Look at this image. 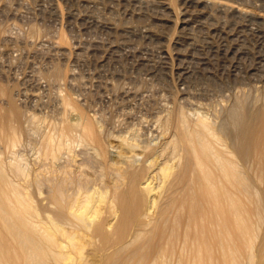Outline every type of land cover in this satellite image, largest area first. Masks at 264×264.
<instances>
[{"label":"bare ground","instance_id":"obj_1","mask_svg":"<svg viewBox=\"0 0 264 264\" xmlns=\"http://www.w3.org/2000/svg\"><path fill=\"white\" fill-rule=\"evenodd\" d=\"M44 1H47V0H44ZM48 1H50V0H48ZM59 1H61V0H59ZM59 1L58 0H51L50 1V2H52L51 11L54 13V16L56 18H59V16H61V10H60L61 5H60ZM62 1H64V0H62ZM80 1H82V0H80ZM134 1L138 4H143L145 0H134ZM258 1L260 3L257 2L258 4L255 3V5H254L257 8V11L256 10L253 11V9L252 10L250 9L251 7H249V6L247 7V5L244 4L245 1H243V0H233V1H230V0H181L182 4L185 7H187L186 9L195 8L194 11H196V10L201 11L202 14L203 13L206 14V12H208V11L212 12V10L214 9L215 11H218L221 14L222 13H229V15H231V18L233 17L235 20H243L246 22V25H244V26H239L235 30H232V29L228 30V29H226L228 27L224 28L221 26L220 27L214 26V28H213L212 27L213 24H211L212 22L210 23L209 21H208L209 23H205V21H203L202 19L201 20H195V24H196L198 30L206 29V30L210 31L211 33L217 32L219 35V39H220L219 45H216L217 44V43L215 44L216 41L214 40L215 41L214 42L210 37L202 36L204 38V42L208 46L207 48H209L210 54L212 56L204 55L203 51H202L203 54L199 53L201 55L196 56L195 47H193L195 45L194 44L192 45V43H194L195 40L193 42L194 36H193L192 32H190V27L189 28L187 27L188 32L184 33L185 36L183 39H181V40H183L182 42L180 41V39L178 37V38L174 39L172 41V43H170V44H169V40H168V38L170 36L167 38V36L164 35L166 32H164V34L162 35V34H160L161 32H159V31H158L159 34L151 31L150 26H148V27L146 26L144 28L139 27V28H142L139 31L140 32L139 35H141L145 40L146 39H148V40L156 39L157 41L161 42L160 46L155 45L157 47V49H159V51L156 50L157 52H159L157 65L152 63L154 56L153 57L151 56L152 60H151V58H140L139 59V65H144L147 67V68L146 67H143V68H146L144 70H145L146 75L149 76V77L147 76V78H149V82H151V83L157 82V84H158L161 79L169 80V78H170L169 76H170V74H172L173 69H174V71L176 72L175 74L178 75V77H177L178 83L181 85L182 84L188 85V89L186 91H184V92L182 91V92H178V93H176V92L173 93L172 90H170L168 86H163L166 83V81H164L165 83H161L162 86H160L158 84V87L160 86V89H158V87L156 85V87H157V91H155V92H157L156 94L158 96H163V95L166 96L167 95L172 100L171 102L174 104L173 109L171 111L169 109L168 112H166L165 111V110H167L166 107H165L166 109L163 110L166 112V117H168L167 113L170 114L168 120L166 121V119H165L166 122H164L165 123L164 128L167 127V129L168 128L172 129V127H173V130H172L173 132L170 130L172 133L170 134V136H168L166 141L163 142L162 149H159L157 151L152 150V148H150V147H146L149 149H146V148L142 149L140 144L136 143L137 141L136 142L129 141V139L131 140L134 137L132 138L130 136L131 138H129L127 140V139H125V137L123 135L119 136L121 138L120 142H122V144H123V146L121 145V147L123 148V151L122 152L118 151L119 156H117V157H119V159L116 162L113 161L114 163L109 165L110 170H108V172L110 173V171H111V173H110L111 177H108V179L111 178V181L109 183V188L108 187L107 188H108V190H110L111 198L109 200L107 199L108 202H107L106 207L103 206L105 200H103L102 198L104 197V195H106L107 189H106V191L104 190L105 192L101 191L99 193V196L96 199H93V196L91 197L92 193L89 194V192H88L90 187L92 188V185H91L89 187V189H87L89 183L92 182V181H89L88 178L91 179L90 177H92V176H90L88 178L84 177V180H80L79 178H77V179H79V182H78V184L76 183L78 186V189L76 188V190H77L76 192L79 193L81 191V193H79V194H82V195H83V193L86 192L85 195L83 196L84 197L83 200L80 199L81 196H79V194L75 195L76 192H73L74 191L73 189H72L73 191L72 190L70 191L67 189V187L69 185L66 186L65 184H68V182L72 183V181H71L72 179L70 180V176L68 178L70 181H68V180L66 181L65 178L63 176H61V177H63L64 182L59 183L57 185V187H55L56 190L54 193L51 194V196L48 197L49 202L47 203V205H49V208H47V210L50 209V207H52L54 204H56V205H58V207H60V210L57 212H55V210L53 209L54 207H53L52 209L54 210V212L56 214L50 213V216L52 215L51 217H52V222L54 223L53 225L55 226V229H57V231L61 232L60 233L61 236H62V233L65 235L68 234L66 236L70 237L71 240L73 239V238H71V236H69L70 234L68 233V230L65 229L68 224L72 225V223H73V221H72V223H70L71 221H69V219H67V217L65 215L66 213H69V214H72L73 217L76 216L77 219L83 223V225H84L83 228L86 227L87 230L92 229L94 235L102 236L101 237L102 240L105 238H107V240H108V239H110L108 234H107L108 228L105 226H107V225L109 226V223L107 225H104L102 222L97 221V223H95L96 225L93 228H92V226L88 227L87 225H89V223L86 222L87 214L90 212L92 216L97 215V217L99 218V215L103 212L102 211L103 209L107 210V211L108 210L111 211L114 208H116V205H119V207H120L119 211H121V213L125 214V213L131 211L130 208L132 206H135L136 208H138V211H140L139 214H140L141 218L143 216L144 221H142L138 225L137 229L131 234L130 237H128V239L126 241H124V242L123 241L122 242L117 241V243L115 245L103 248V251H104L103 253L105 254V262L110 261V259L116 260L117 255H119L120 253H127V256L125 258H123V260H122V264H140L143 262L145 263L148 259L154 261V263H156V264H241V261L243 259L245 261H248V262L251 260V258H252L251 252L254 249L256 242L259 241L260 236L258 233V229L255 228V224H254V220H255V217L257 216V213L259 211V207H258L257 202L255 200V192H254V189H253V186L251 183V178L249 176V173L251 171L252 172L259 171L260 173L264 174V10H263L264 9L263 8L264 7V0H258ZM39 2H40V0H38V3ZM42 2H43V0H42ZM70 2H71V0L69 1V3ZM247 2L248 1H246V3ZM162 3H165V2H162ZM47 4H48V2H47ZM36 5H38V4L36 3ZM73 5H74V3H73ZM249 5L251 6V4H249ZM77 6H79V5H77ZM88 6H90L89 3H88ZM124 6H126V5H124ZM109 7L111 8V6H109ZM154 7H157V6L154 5ZM37 8H38V6H37ZM77 8L78 7H76V6H75V8H73L72 5H70V6L68 5V8L66 6L65 11L68 9V12H67L68 16L67 17H69V19L74 17V16L76 17V15H77L76 9ZM134 8H135V6H134ZM39 9H40V6H39ZM128 9H129V6H128ZM139 9H140V7H139ZM152 9H153V7H152ZM161 9H162V6H161ZM165 9H168V8H165ZM87 10H85V11H87ZM93 10H95V8ZM157 10H158V8H157ZM215 11H214V13H215ZM159 12H161V10L160 11L158 10V13ZM187 12H188V10H187ZM187 12H185V13L187 14ZM190 12H191V10H190ZM53 13H51V14H53ZM103 14H106V13H103ZM129 14H131V13L129 12ZM157 15H160V14H157ZM163 15H165V13ZM168 16H169V14H168ZM55 17H53V18H55ZM164 17L165 16H163V18ZM196 17H197V14H196ZM209 17H207L206 19H210ZM82 18H79V19H82ZM98 18H99L98 15L94 14V16H92V18L90 19L92 25L88 23L90 26H94V29L92 31H94L95 28L98 27L99 30L101 29V31L105 30V31L109 32L111 34V36L112 35L115 36L116 34H118L117 32L119 30L114 25H112V23H109V21H107V20L105 22H102L99 20L101 18H99V19ZM40 19H42V18H40ZM186 19H187V17H186ZM117 21H118V19H117ZM169 21H170V19H169ZM186 21H189V20H184L183 22H181V21L180 22L181 23H187ZM67 22L69 23V21H67ZM81 23H80V25H81ZM116 23H118V22H116ZM34 24H32V25H34ZM82 24H84V23H82ZM166 24H165V26H167ZM214 25H216V24H214ZM253 25L254 26L257 25V27H258V28L256 27L257 30L252 29ZM29 26H31V25H29ZM121 26H123V23ZM230 26H232V25H230ZM233 27H234V24H233ZM250 27H252V28H250ZM33 29L35 31V27ZM156 29H157V27H156ZM181 29H183V28H181ZM6 30L7 29H5V31ZM184 30H186V29H183L182 32H184ZM90 31H91V29H90ZM97 31H98V29H97ZM121 31L130 35V33L132 32V29L127 24L126 26L124 25V27L122 28ZM135 31H138V30H135ZM191 31H193V30H191ZM107 32H104V33H107ZM199 32L197 35L200 34ZM203 32L207 33V31L206 32L202 31V34H203ZM37 33H38V30H37ZM78 34H80V33H78ZM132 35H133V33H132ZM2 36H3V34H2V31L0 30V40L5 39V37L4 36L2 37ZM59 36L61 37V35H59ZM136 36H134V37H136ZM141 36H139V37H141ZM248 36H251V38L254 42L252 45L247 42V40L249 38ZM7 37H6V39H7ZM130 38H132V37H130ZM136 38H138V37H136ZM173 38H174V35H173ZM11 39H12V37H11ZM11 39H10V41H11ZM115 40H116V38H115ZM131 40L133 41V39H131ZM142 40H140V41H142ZM145 40H144V42H145ZM55 41H56V43L54 44L55 49H56L55 51L62 53L64 56V54L67 53V47L65 46L66 41H64V39H60L58 42H57V39H55ZM122 41H124V40L122 39ZM125 41L127 42V40H125ZM135 41H136V39H135ZM250 41H251V39H250ZM14 42H15V40H14ZM98 42L94 43L92 45L90 44L91 48H89V49L91 50V52L93 54L98 53V51L100 49H102V47H104V46H102L103 44L101 45L100 42L99 43ZM196 43L198 44V42H196ZM153 44L154 43L150 44V46ZM124 45H126V44H124ZM124 45H122V46H124ZM169 45H172V48H170ZM148 46L146 45L145 48ZM155 46H151L152 50H154L156 48ZM158 46H159V48H158ZM128 47H130V45ZM74 48H75V46H74ZM83 48H85V47H83ZM104 48H106V50L111 52L109 54L114 55V54H116V51H118L119 46L116 47L113 44V45H109V47L105 46ZM131 48H132V46H131ZM198 48L200 49L201 47H198ZM253 48H254V50L256 49V51L258 50L257 51V55H258L257 63L255 66L249 67L248 71L251 73V75H255L257 77L255 78V76H253L254 78L252 80H248L249 81L248 83L249 84L253 83L255 86L261 88L263 90V96H260L257 99H255V101H254L255 103L253 102L254 107H247L246 105L243 106L241 101H236V102L234 101L233 102L234 104H231L232 106L229 107L230 109H228V112L226 111L227 112V115H225L226 117H224V119L222 120L220 125L217 127L221 132L224 133V137H225L226 141L223 142V141H221L220 137L217 136L216 125H214L212 120L207 118L208 115L206 117L203 113V116H202L200 113L197 112V111H201V110L194 111L193 114L191 115L192 111L196 110L195 108L197 105L204 103V101L207 100L208 95L205 92L201 91V87L202 86L205 87L203 84H202V86L192 84L190 82V79L192 77L199 76L200 72H202V71H203V73L205 71L209 75L208 78H210V76L216 75L214 68L210 67V64H211L213 59H217L222 64V67L229 66L230 69H229V75L228 76L229 77L233 76V77L237 78V75L239 74L240 69L243 70L242 68H244V67H241L242 66L241 62L243 61L244 58L251 55L250 53H252V55H253V52H252ZM132 49H134V48H132ZM185 49H187V50H185ZM122 50L123 49H121V51ZM131 51H133V50H131ZM149 51H151V49ZM99 52H101V50ZM126 52H127V50H126ZM68 53L70 54V52H68ZM104 53H105V51H104ZM132 53H134V52H131V54ZM135 53H136V51H135ZM147 53H149V52H147ZM153 53L155 54V51ZM207 53H209L208 50H207ZM57 54H59V53H57ZM81 55H78V57ZM123 55H121V56H123ZM255 55H253V56H255ZM128 56H130V55H128ZM147 56H149V55H147ZM53 57H51V58H53ZM64 57H67V56L65 55ZM74 57H77V56H74ZM131 57H132V55H131ZM137 57H140V56H137ZM120 58H122V57H120ZM249 58H252V57H249ZM67 59L68 58H66L65 61H67ZM109 59L111 60V58H109ZM173 59L179 60V64L177 63L178 65L176 67L172 66V62L174 61ZM79 61L81 62L80 59H79ZM117 61H119V60L117 59ZM244 61H245V59H244ZM253 61L254 60H252V62ZM77 62L78 61H76V63ZM132 62L134 63L135 61L132 60ZM76 63H75V65H76ZM110 63H111V61H110ZM117 63H120V61ZM212 63H214V62H212ZM253 63L250 65H253ZM75 65H73V66H75ZM103 65H105V64H103ZM106 65H107V63H106ZM49 66H50V64H49ZM1 68H2V66H1ZM57 68H59V67H56V69ZM77 68L78 67H76V69ZM99 68L102 69L101 67H99ZM130 68H132V67H130ZM139 68H140V66H139ZM132 69L134 70V68H132ZM55 70H54V73L51 75V77L54 76L55 79H54V77H53V81L50 79L52 82H54V80H55L54 84L52 85L53 88H54V85L56 86L57 82L62 77L61 70L60 69H57L56 71ZM75 70H73V71H75ZM81 70H82V68H81ZM97 70H99V69H97ZM137 70H139V69H137ZM11 71H12V69H11ZM84 71H85V69H84ZM135 71L136 70H134V72ZM92 72H94V71H92ZM116 72L119 73L118 71H116ZM257 72H258V74H256ZM70 73H72V72H70ZM243 73H244V71H243ZM240 74H242V73H240ZM248 74H247V76H248ZM3 75L4 74H2L1 76H3ZM70 75H68V76H70ZM80 75H82V73ZM135 75H140V74L136 73ZM83 76L86 79V82H88L92 86H94V90H95V88L101 90L104 87L108 89V87L111 86L109 84V80L119 82V81L123 80V77H124L123 75H122L123 76L122 77L120 74H115V75H111L108 77H104L101 73H91L90 72L88 74L87 71H86V73L83 72ZM132 76L127 78V80H128L127 82L134 84V85H136V84L138 85L137 78L135 76L134 77H132ZM228 76H226V77H228ZM75 77H76V75H74V74H72L70 76V78H72V80L75 79ZM240 77H242V76H240ZM138 79H140V78H138ZM202 79L204 81L203 76H202ZM246 79H248V78H246ZM249 79H251V77ZM199 80L200 79H198V80L196 79L197 82H199ZM206 80H207V78H206ZM234 80H233L232 84L230 83V85L227 87V88H229L228 90H233V92H234V91L239 90L237 88L239 86H241L242 84L246 85L245 82H243L242 80H238V79H236L235 81ZM243 80H245V79H243ZM12 81H14V80H12ZM71 81H69V82H71ZM72 82H74V81H72ZM161 82H163V81H161ZM113 84H114V82H113ZM69 85H71V84H69ZM69 85H68V87L71 88V86H69ZM254 85H253V87H255ZM34 86H32V87H34ZM42 86H44V84ZM82 87L85 88L84 85H82ZM40 88H43V87H40L39 85H37L33 89H29V90L26 89L29 91V97L31 99H36V98L41 99L42 98V92H40ZM121 88L123 89V87H121ZM56 89L54 88V91ZM132 90H134V89H132ZM28 91H26V92L28 93ZM41 91H42V89H41ZM54 91H52V92H54ZM77 91H79V89H77ZM134 92H132L129 89H123L119 96H121V98L123 99V102L128 101L130 98L132 99V97L142 96V94H139L140 92L139 93H134ZM0 93H2V92L0 91ZM57 93H59V91ZM117 93H119V92H117ZM143 93H145V92H143ZM114 94H116V92ZM209 94H211V93H209ZM237 94H239V93H237ZM0 95L2 96V94H0ZM4 95H5V93H4ZM64 95L63 96L57 95L58 96L57 99L59 100L60 103L58 101L57 102L59 103V105L62 104L63 106H68L70 103L69 102L70 99ZM78 95H80V94H78ZM223 95L226 96L225 93ZM211 96H212V94H211ZM228 96L231 97L229 94H228ZM47 97H48V95H47ZM209 98H211L210 95H209ZM12 99H13V96H12ZM45 99H46V97L44 98V100ZM73 99H75V97ZM235 99H236V97H235ZM42 100L43 99H41V103H42ZM166 100H167V98H166ZM49 101H51V100H49ZM81 101H82V99H81ZM178 101L179 102L184 101L190 108H188V110H186L184 108V106L181 107L179 104H178L179 105L178 106L177 105V103H179ZM246 101H248V99ZM246 101L244 103H246ZM46 102H48V101H46ZM91 103H93V102H91ZM246 104H248V103H246ZM74 105H75V103H74ZM129 105H130V103H129ZM206 105H207V103H206ZM41 106H46V104L43 102L41 104ZM51 106L53 107V104ZM160 106H161V104H160ZM164 106H165V104H164ZM248 106H249V104H248ZM124 107L122 109H124ZM200 107H202V105H200ZM189 109L190 110L192 109L191 113L189 112ZM202 109H205V108L203 107ZM127 110H128V108H127ZM205 110H207V109H205ZM2 111L3 110H1L0 112H2ZM50 111H52L51 108H50ZM215 111H216V109H215ZM161 112H162V110H161ZM77 113H79V112H77ZM82 113H83V116L86 117V115H84V112H81V114ZM130 113H128L129 116L131 115ZM11 114H13V113H11ZM58 114H59V112H58ZM14 115L15 114H13V116ZM72 115H71V117H72ZM76 116H78V114ZM6 117H8V116L6 115ZM69 117H70V115H69ZM133 117H126V121H128V123H125V125L130 124L129 122L131 121V118H133ZM0 118L4 119L1 114H0ZM12 118L10 119V116H9L10 121L7 118L5 124L2 123V126L8 125L9 128L6 127L8 129L4 128L5 126L4 127L0 126V128H3L4 131L7 130L5 132V138H4V139H6L7 144H8V142H9V144L10 143L14 144V141L16 140V142H17V140H18V139H16V136H17L19 128L17 127L18 129L16 131V127H15L16 123L14 124L15 126L11 125L12 124L11 122H13V121H11V120H13ZM14 118H16V117H14ZM57 118H58V116H57ZM105 118H107V117H105ZM73 120H74V118L71 119V121H73ZM90 120L91 119H89V121ZM81 121H83V120H81ZM151 121H150V123H151ZM163 121H164V119H163ZM86 122H85V125L83 124V126H80L83 122H81V124H80V122L77 121V123H75V127L79 126L80 129L82 130V133H84L86 135V137L89 136V138L91 137L93 139L95 138L94 140H97L94 127L91 125V123H89V122L86 123ZM60 123H63V120ZM77 124H78V126H77ZM143 126H145V125H143ZM68 127H69V130L71 128H73L70 126H68ZM162 127H161V129L163 130L164 128H162ZM130 130L131 129H129V131ZM135 130H137V129H135ZM40 131H41V129H40ZM55 131H57V130H55ZM164 131H168V130H163V132ZM0 132L2 133L1 129H0ZM66 132H68V131H66ZM122 133H123V129H122ZM223 133H221V134H223ZM20 134H22V132ZM50 134H52V132ZM3 135H2V138H3ZM47 135L48 134H46V137L48 138L49 136H47ZM118 135H120V134H118ZM164 135H166V134H163V136ZM84 136H81V137H84ZM116 136H115V138H116ZM44 137H45V135H44ZM50 137H52V136H50ZM50 137L48 140L51 139ZM101 137H102V135H101ZM120 138H118V139H120ZM83 140H84V138H83ZM90 140H92V139H89V141ZM54 141L55 140H53L51 142H54ZM84 142H85V140H84ZM90 143H91V141H90ZM98 143H99V141H98ZM18 145H19V143H18ZM5 146H4V148H6ZM66 146H67V144H66ZM12 147H13V145H12ZM40 147H41V145H40ZM56 148H57V145H56ZM40 150H41V148L38 151L40 152ZM50 150H52V149H50ZM75 150H76V148H75ZM11 151H12V148H11ZM81 155H84V154H81ZM139 155L141 156L140 162L138 161V159H140ZM45 157H47V156H45ZM49 157H51V156H49ZM106 157H107V155H106ZM91 158H93V157H91ZM97 158H98V156H97ZM48 159H47V161H49ZM94 159H96V158H94ZM51 160L53 161V159H51ZM2 161L0 160V264H66V262L68 261L67 259L70 258V256H71L70 255L71 253L67 251L68 248H66V250H65L64 249L65 245L55 241L56 240L55 237L57 235L54 237L53 234L48 231L49 229L46 230L45 227H43L42 225H39L37 223V221L34 219L36 206H34L35 204L33 201H35V200H33V196L31 193V189H33V188H31L32 182L29 178L30 174L27 173L29 175H26L24 172L25 170L24 171L20 170L21 172H24V174H25L24 175L23 173L18 171V169H19L18 167H16V166L14 167L12 165L9 167L10 172H8L7 168L5 167V164H3L4 161L3 162ZM82 161H83V159H82ZM82 161H81V163H82ZM91 161H93V160H91ZM105 161H107V158ZM43 162H44L43 164H45V161H43ZM9 163H7L8 166H9ZM41 163H42V161H41ZM52 164H54V163H52ZM70 164L72 166V163H70ZM104 164H106V163H104ZM13 165H15V164H13ZM35 165H36V163L34 164V166ZM41 165H39V166H41ZM46 165H49V164H46ZM55 165H56V163H55ZM101 165H102V163H101ZM63 166H65V165L63 164ZM71 166L69 165V168ZM61 167H62V165H61ZM61 167H60V169H62ZM93 167L94 166H92L91 168H93ZM102 167H103V165H102ZM56 168H58V167H56ZM64 168L66 169L67 167H64ZM69 168H67V169H69ZM79 168H80V166H78V169ZM60 169H59V171H60ZM107 169H108V167H107ZM47 170H48V168H47ZM63 170H61V171H63ZM73 170H75V169H73ZM33 171H36V170H33ZM78 171L80 173V170H78ZM53 174H51V175H53ZM37 175H35V178L38 177ZM47 175H45L46 178H47ZM80 175H79V177L82 178V175L81 176ZM87 175L89 176V174H87ZM72 176H74V175H72ZM54 177H55V175L53 176V178ZM39 178L40 177H38V179ZM42 178L44 179V177H42ZM51 178H52V176H51ZM85 178H86V180H85ZM95 178H96V176H95ZM253 178H254V176H253ZM99 179H100V177H99ZM33 180H34V178H33ZM37 180H35V182ZM262 180H261V182H262ZM60 181H62V178L60 179ZM48 182H50V181H48ZM96 182L97 181H95V183ZM37 183L38 182H36V187H37ZM102 183L100 182V184H102ZM72 184H74V182ZM71 186H73V185H71ZM95 187H97V186H95ZM99 187H103V186H99ZM47 188L50 190L49 187H47ZM36 189H37L36 192L39 193V191H38L39 189L38 188H36ZM84 189H85V191H84ZM97 189H100V188L97 187L96 190ZM100 190H102V189H100ZM50 191H48V192H50ZM94 192H96V191H94ZM94 192H93V194H94ZM46 193H47V191H46ZM38 195L40 196V194H38ZM45 197L46 196H43V198L47 200V198H45ZM43 206H45V205H43ZM46 207L44 209H46ZM263 207H264V205H263ZM261 208H262V206H261ZM37 209H38V207H37ZM52 209H50L49 212H52L53 211ZM261 210H264V209H261ZM64 211H68V212H64ZM118 213H120V212H118ZM38 214H36V216ZM42 214H43L42 216L45 215V213H42ZM112 214L115 215V213H113V212H112ZM127 214H129V213H127ZM117 215H115V216H117ZM45 216H47V214ZM101 216L102 215H100V217ZM112 216H111V218H112ZM74 220H76V219H74ZM49 221H51V220H49ZM80 221H77V222L80 223ZM75 226H76V224L74 225V227ZM111 226H113V225H111ZM77 227H78V225H77ZM86 228H85V230H86ZM112 228H114V227H112ZM71 232H73V231H71ZM263 234H264V232L261 234V236ZM78 235H79V233H78ZM83 235L84 234H82V237H83ZM75 236H76V234H75ZM112 237H113V235H112ZM101 238H100V240H101ZM77 239H76V241H77V243H79L80 240L78 241ZM263 240H264V236H263ZM67 242H69V241L67 240ZM103 243L105 244V242H103ZM69 244H71V248H72V246H73L72 242ZM54 245H56L55 248L57 250L53 249ZM81 245H79V246L76 245V247L78 246L81 249ZM84 247L82 250H84ZM71 248H69L68 250H70ZM71 250H73V249H71ZM76 250L79 251L78 248H76L74 251H76ZM81 252H83V251H80V253ZM80 253H79V255H80ZM100 258L102 259V257H100ZM246 258H248V259H246ZM78 259H79V257H78ZM65 260H66V262H65ZM114 260H112V261H114ZM84 261H83V263H84Z\"/></svg>","mask_w":264,"mask_h":264},{"label":"rangeland","instance_id":"obj_2","mask_svg":"<svg viewBox=\"0 0 264 264\" xmlns=\"http://www.w3.org/2000/svg\"><path fill=\"white\" fill-rule=\"evenodd\" d=\"M25 1V2H24ZM51 1V0H50ZM50 1H44L42 2V0H40V2L38 3V0H0V30L2 31L3 36L5 37V39L0 40V91L2 93V96L0 95V111L3 110L2 112H0V114L2 115V117L4 119L0 118V126H2V123L5 124L7 118L9 120V116L10 119L12 118L13 122H11L12 126L16 127V131L18 129V133L16 136V140L14 141V144L8 142H6L5 138V132L7 131L6 129H8V125L5 126L4 128H6L4 131L3 128H0L2 130V134L0 132V160L3 162V164H5V167L7 168V171L10 172L9 167L12 166H16L18 167V171L21 172L22 170L25 172L26 175H29V178L32 182L31 185V193L33 196V201L34 202V206H36V211H35V216L34 219L37 221V223L39 225H42L43 227H45L46 230H48L49 232H51L53 234V236L55 237V241H57L58 243H62L63 245H65V250L66 248H71V243L73 244V247L71 249L73 250H68V252H70L71 256L70 258H68L66 264H82L83 261L86 264H122V260L123 258H125L127 256V253H120L119 255H117V259H110V261H106L105 262V254L103 253V248L104 247H110L112 245H115L118 242H124L128 239V237L131 236V234L137 229L138 225L144 221L143 216L141 218L140 216V211H138V208H136L135 206H132L130 208V212H127L125 214L121 213V211H119V205H116V208H114L111 211H107V210H102L103 212L100 214L102 215L99 218L97 217V215H91V213L89 212L87 214V220L86 222L89 223V225H87L88 227L92 228L96 225L95 223H97V221L102 222L104 225H107L109 223V226H105L108 228L107 230V234L109 236L110 239L107 240V238L102 240V236L99 235H94L92 229H88L83 228V223L77 219L76 216H72V214L66 213V217L67 219H69V221H71V224H68L66 226L65 229L68 230V233L70 234L69 236H71V238H73L72 240L70 239V237L66 236L68 234H63L61 236V232L57 231V229H55V226L53 225L54 223L52 222V215L55 212L60 210V207H58V205L54 204L52 207H50V209L54 210L52 212H49L50 209L47 210V208H49V205H47L48 201V197L51 196L52 193L55 192L57 185L59 183H63L64 179L67 181H72V183L74 182V184H72L71 182H68V184H65L68 190H72L73 192H76V188L78 189V182L79 179L80 180H84V177L88 178L90 176L91 179L88 178L89 181H92L89 183L88 188L92 185V188L90 187L89 189V194H91V197L93 196V199H96L99 196V193L101 191H106V195H104V197L102 198L103 200H105L103 206L106 207L108 200L111 198V193L110 190H108L109 188V183L111 181V178L108 179V177H111V171L110 173L108 172V170H110L109 165L113 164L114 162H116L119 157V152L123 151V148L121 147V145L123 146L122 142H120L121 138L119 136L123 135L125 137V139H129V138H133V139H129V141H134L138 144H140L142 149H145L146 147H150L152 148V150L157 151L159 149H162L163 147V142L166 141V139L168 138V136H170V134L173 132V127L171 128H164L165 123L170 114H168V117H166V112H168V110L170 109V111L173 109L174 104L171 102L172 100L166 95L163 96H158L155 92L157 91V87L158 84L160 86L161 83H165L164 81H166V83L163 86H168L170 90H172L173 93H178V92H184L188 89V85L186 84H179L178 83V75L175 74L176 72L173 69L172 74H170V78L169 80H163L161 79L159 81V83L157 84V82H149V78H147L148 75H146L145 70L147 67L144 65H139V59L140 58H151L154 56L152 63H154L155 65H157L158 62V56H159V49H157V45L160 46L161 42L157 41L156 39H152V40H148V39H144L141 35H139V31L140 29L144 28V27H148L150 26V30L153 31L154 33L159 34V32H161L160 34H164V32H166L164 35L167 36L168 40H169V44L172 43V41L176 38L179 37L180 41L182 42L185 36L184 33L188 32V28L190 27V32H192L194 39L193 42L195 40L194 43H192V45L194 44L195 46V51H196V56H200L201 54L199 53H204V55H210V50L209 48H207L208 46L205 44L204 42V37H210L216 45L220 44V39H219V35L217 32H213L211 33L210 31L206 30V29H202V30H198L196 24H195V20H203L205 21V23H211L213 24V28L215 27H228L226 29H232L235 30L237 29L239 26H244L246 25V22L243 20H235L233 17L231 18V15H229V13H219L218 11H215L214 9L211 11L206 12V14H202L201 11H194L195 8H189L186 9L187 7H185L181 0H145L143 4H138L136 3L134 0H71V2L69 3L68 0H64V1H59L60 2V10H61V16H59V18H56L54 16V13L51 11V4L52 2ZM73 1V2H72ZM84 1V2H83ZM96 1V2H95ZM152 1V2H151ZM158 1V2H157ZM160 1V2H159ZM233 1V0H230ZM245 1L244 4L247 5V7H251L250 9L253 11H257V8L254 6L255 3L258 4L260 3L258 0H243ZM246 1H248L246 3ZM20 2V3H19ZM48 2V4H47ZM120 4H119V3ZM130 2V3H129ZM155 2V3H154ZM165 2V3H162ZM258 2V3H257ZM36 3L38 5H36ZM63 3V4H62ZM72 3V4H71ZM74 3V5H73ZM78 3V4H77ZM82 3V4H81ZM88 3L90 6H88ZM99 3V4H98ZM135 3V4H134ZM159 3V4H158ZM253 3V4H252ZM79 6H77V5ZM94 4V5H93ZM149 6H147V5ZM251 4V6L249 5ZM47 5V6H46ZM68 5H72L73 8L78 7L76 10V17H72L69 19L68 14V9L65 11L66 6L68 8ZM88 7H86V6ZM126 5V6H124ZM146 5V6H145ZM157 6V7H154ZM182 5V6H181ZM38 6V8H37ZM40 6V9H39ZM63 6V7H62ZM83 6V7H82ZM111 6V8L109 7ZM120 6V7H119ZM129 6V9H128ZM135 6V8H134ZM162 6V9H161ZM169 6V7H168ZM99 7V8H98ZM140 7V9H139ZM143 7V8H142ZM153 7V9H152ZM184 9H183V8ZM89 10H87V9ZM92 10H91V9ZM95 8V10H93ZM104 8V9H103ZM132 8V9H131ZM161 12L158 13V10ZM168 8V9H165ZM181 8V9H180ZM255 8V9H254ZM264 8V7H263ZM24 11H23V10ZM49 9V10H48ZM82 9V10H81ZM87 11H85V10ZM125 9V10H124ZM156 9V10H155ZM38 10V11H37ZM81 10V11H80ZM117 10V11H116ZM131 10V11H130ZM188 10V12H187ZM191 10V12H190ZM264 10V9H263ZM93 13H92V12ZM100 11V12H99ZM110 11V12H109ZM163 11V12H162ZM165 11V12H164ZM184 11V12H183ZM193 11V12H192ZM215 11V13H214ZM14 12V13H13ZM90 12V13H89ZM112 12V13H111ZM115 12V13H114ZM129 12L132 14H129ZM136 12V13H135ZM141 14H140V13ZM171 12V13H170ZM187 12V14L185 13ZM50 13V14H49ZM53 13V14H51ZM67 15H66V14ZM92 13V14H91ZM106 13V14H103ZM111 13V14H110ZM165 13V15H163ZM167 13V14H166ZM185 13V14H184ZM189 13V14H188ZM212 15H211V14ZM218 13V14H217ZM38 14V15H37ZM98 15L100 21L105 22L106 20L109 21V23H112V25H114L119 31L117 32L118 34H116L115 36H111V34L105 30L101 29L99 30V28H95L94 31H92L94 29V26H90L89 24L92 25L91 23V18L92 16ZM101 14V15H100ZM114 14V15H113ZM156 14V15H155ZM160 14V15H157ZM169 14V16H168ZM194 14V15H193ZM197 14V17H196ZM65 15V16H64ZM79 15V16H78ZM131 15V16H130ZM134 15V16H133ZM137 15V16H136ZM154 15V16H153ZM165 16L163 18V16ZM210 17H209V16ZM35 16V17H34ZM78 16V17H77ZM84 16V17H83ZM142 16V17H141ZM145 16V17H144ZM184 16V17H183ZM55 17V18H53ZM83 17V18H82ZM89 17V18H88ZM110 17V18H109ZM114 17V18H113ZM126 17V18H125ZM174 17V18H173ZM187 17V19H186ZM202 17V18H201ZM207 17H209L210 19H206ZM223 17V18H222ZM42 18V19H40ZM77 18V19H76ZM82 18V19H79ZM185 18V19H184ZM190 18V19H189ZM198 18V19H197ZM204 18V19H203ZM86 21H85V20ZM111 19V20H110ZM118 19V21H117ZM126 19V20H125ZM135 19V20H134ZM146 19V20H145ZM161 19V20H160ZM170 19V21H169ZM179 19V20H178ZM192 19V20H191ZM224 19V20H223ZM32 20V21H31ZM60 20V21H59ZM73 20V21H72ZM75 20V21H74ZM81 20V21H80ZM83 20V21H82ZM89 20V21H88ZM184 20H189L186 21L187 23H181ZM207 20V21H206ZM231 20V21H230ZM69 21V23L67 22ZM78 21V22H77ZM136 21V22H135ZM174 23H172V22ZM181 21V22H180ZM191 21V22H190ZM209 21V22H208ZM3 22V23H2ZM54 22V23H53ZM73 22V23H72ZM84 24H82V23ZM118 22V23H116ZM193 22V23H192ZM226 22V23H225ZM36 25H35V24ZM81 23V25H80ZM89 23V24H88ZM123 23V26H121ZM134 23V24H133ZM152 23V24H151ZM167 23V24H166ZM224 23V24H223ZM237 23V24H236ZM2 24V25H1ZM20 26H19V25ZM34 24V25H32ZM78 24V25H77ZM128 24V26L131 27L132 32L129 34L122 32V28L124 27V25L126 26ZM130 24V25H129ZM165 24L167 26H165ZM216 24V25H214ZM234 24V27H233ZM31 25V26H29ZM67 25V26H66ZM84 25V26H83ZM90 27H89V26ZM145 25V26H144ZM173 25V26H172ZM232 25V26H230ZM79 26V27H78ZM35 27V31L34 28ZM72 27V28H71ZM87 27V28H86ZM142 27V28H139ZM153 27V28H152ZM155 27V28H154ZM157 27V29H156ZM188 27V28H187ZM230 27V28H229ZM253 27V28H252ZM250 28L257 30V25L256 26H252ZM257 27V28H256ZM40 28V29H39ZM134 28V29H133ZM166 28V29H165ZM186 29L183 31V29ZM192 28V29H191ZM194 28V29H193ZM5 29H7L5 31ZM53 29V30H52ZM91 29V31H90ZM98 29V31H97ZM121 29V30H120ZM159 29V30H158ZM181 29V30H180ZM38 30V33H37ZM57 30V31H56ZM138 30V31H135ZM163 30V31H162ZM193 30V31H191ZM5 31V32H4ZM40 31V32H39ZM43 31V32H42ZM71 31V32H70ZM159 31V32H158ZM200 33L199 35L198 32ZM202 31H207V33L202 34ZM64 32V33H63ZM107 32V33H104ZM196 34H195V33ZM209 32V33H208ZM49 33V34H48ZM73 33V34H72ZM80 33V34H78ZM103 33V34H102ZM133 33V35H132ZM211 33V34H210ZM48 34V35H47ZM66 34V35H65ZM78 34V35H77ZM90 34V35H89ZM100 34V35H99ZM124 36H123V35ZM179 34V35H178ZM195 34V35H194ZM35 35V36H34ZM61 35V37L59 36ZM65 35V36H64ZM75 35V36H74ZM128 35V36H127ZM137 35V36H136ZM141 37H139V36ZM174 35V38H173ZM197 35V36H196ZM207 35V36H206ZM211 35V36H210ZM2 36V37H3ZM9 38H8V37ZM28 36V37H27ZM73 36V37H72ZM89 38H88V37ZM93 36V37H92ZM110 38H109V37ZM138 38H136V37ZM7 37V39H6ZM12 37V39H11ZM47 37V38H46ZM68 37V38H67ZM109 39H107V38ZM120 37V38H119ZM123 37V38H122ZM132 37V38H130ZM248 40L247 42L249 44H253V40L251 38V36H248ZM14 38V39H13ZM98 38V39H97ZM104 40H103V39ZM116 38V40H115ZM127 38V39H126ZM129 38V39H128ZM136 41H135V39ZM201 38V39H200ZM11 39V41H10ZM29 39V40H28ZM32 39V40H31ZM44 39V40H43ZM55 39H57V42L60 39H64L65 42V46L67 47V53L70 52V54L66 53L64 54V56L66 55L67 57H64L62 53L55 51ZM66 39V40H65ZM72 39V40H71ZM88 39V40H87ZM121 41H120V40ZM122 39L124 41H122ZM133 39V41L131 40ZM143 39V40H142ZM219 39V40H218ZM251 39V41H250ZM7 40V41H6ZM15 40V42H14ZM100 40V41H99ZM107 42H106V41ZM112 40V41H111ZM127 40V42L125 41ZM130 40V41H129ZM142 40V41H140ZM145 40V42H144ZM202 40V41H201ZM76 41V42H75ZM99 41L100 44L102 46H107L109 47V45H113L118 47L119 49L118 51H116V54H109L111 53L110 51L106 50V48L102 47L101 52L98 51V53L93 54L91 52V50L89 48H91V45L94 43H97ZM151 41V42H150ZM2 42V43H1ZM14 42V43H13ZM98 42V43H99ZM126 42V43H125ZM143 42V43H142ZM158 42V43H157ZM198 42V44L196 43ZM20 43V44H19ZM25 43V44H24ZM106 43V44H105ZM112 43V44H111ZM133 43V44H132ZM135 43V44H134ZM147 43V44H146ZM154 43L151 46H155L154 50H152V47L150 46V44ZM77 44V45H76ZM91 44V45H90ZM121 46H120V45ZM126 44V45H124ZM128 44V45H127ZM203 44V45H202ZM205 44V45H204ZM8 45V46H7ZM28 45V46H27ZM82 45V46H81ZM124 45V46H122ZM130 45V47H128ZM148 46L145 48V46ZM5 46V47H4ZM13 46V47H12ZM15 46V47H14ZM75 46V48H74ZM81 46V47H80ZM136 48L135 50L131 48ZM158 46V48H159ZM170 48H172V45H169ZM18 49H17V48ZM72 47V48H71ZM85 47V48H83ZM125 49H124V48ZM129 49H128V48ZM142 49H141V48ZM198 47H201L200 49ZM54 48V49H53ZM104 48V49H103ZM123 49L121 51V49ZM127 48V49H126ZM131 48V49H130ZM140 48V49H139ZM151 51H149L148 49ZM187 48V47H186ZM189 48V47H188ZM197 49V50H196ZM8 50V51H7ZM37 50V51H36ZM54 50V51H53ZM82 50V51H81ZM85 50V51H84ZM103 50V51H102ZM127 50V52H126ZM133 50V51H131ZM139 50V51H138ZM141 50V51H140ZM157 50V51H156ZM187 50V49H185ZM207 50L209 51V53H207ZM254 48L252 49L253 52V56L252 53H250L251 55L247 56L244 61L241 62V67L243 70L240 69L239 74L237 75V78L233 77V76H228L229 75V66L226 67H222V64L217 60V59H213L212 63L210 64V67L214 68V71L216 72V75L210 76L204 71L200 72L199 76H195L192 77L190 79V82L192 84H196V85H200L202 86V84L205 87H201V91L205 92L208 95V98L206 101H204V103H201L199 105L196 106V110L189 109V112L191 113V115L193 114L194 111L197 110H201V111H197L198 113H200L203 116L204 115L209 118L210 120H212V122L214 123V125H216V128L220 125V123L222 122V120L224 119V117H226L225 115H227L228 109H230L229 107L232 106L231 104H234L233 102L235 101H241V103L243 104V106H247V107H254V101L255 99H257L260 96H263V90L257 86H255L253 83L249 84L248 80H252L255 75H251V73L248 71L249 67L255 66L257 63V51L256 49L254 50ZM5 51V52H4ZM105 51V53H104ZM136 51V53H135ZM155 51V54L153 53ZM198 51V52H197ZM8 52V53H7ZM76 52V53H75ZM85 52V53H84ZM90 52V53H89ZM118 52V53H117ZM131 52H134L131 54ZM149 52V53H147ZM13 53V54H12ZM59 53V54H57ZM82 55H81V54ZM104 53V54H103ZM123 55V56H121ZM123 53V54H122ZM130 53V54H129ZM139 53V54H138ZM145 53V54H144ZM202 53V54H203ZM84 54V55H83ZM146 56H144V55ZM157 54V55H156ZM199 54V55H198ZM10 57H9V56ZM37 55V56H36ZM52 55V56H51ZM78 55H81L78 57ZM90 55V56H89ZM94 55V56H93ZM106 55V56H105ZM130 55V56H128ZM132 55V57H131ZM140 57H137V56ZM149 55V56H147ZM54 56V57H53ZM62 56V57H61ZM77 56V57H74ZM114 56V57H113ZM142 56V57H141ZM152 56V57H151ZM53 57V58H51ZM74 57V58H73ZM113 57V58H112ZM116 57V58H115ZM122 57V58H120ZM134 57V58H133ZM137 59H136V58ZM156 57V58H155ZM252 57V58H249ZM254 57V58H253ZM67 59V61H65ZM94 58V59H93ZM102 58V59H101ZM111 58V60L109 59ZM120 58V59H119ZM256 58V59H255ZM4 61H3V60ZM54 59V60H53ZM57 59V60H56ZM74 59V60H73ZM76 59V60H75ZM79 59L81 60V62L79 61ZM86 59V60H85ZM104 59V60H103ZM117 59L120 61V63H117L119 61H117ZM131 59V60H130ZM156 59V60H155ZM249 59V60H248ZM254 60L252 62V60ZM6 60V61H5ZM111 63H110V61ZM135 61L134 63L132 62ZM174 61L172 62V66L176 67L179 64V60L177 59H173ZM215 60V61H214ZM217 60V61H216ZM57 61V62H56ZM76 61H78L76 63ZM85 61V62H84ZM94 61V62H93ZM138 61V62H137ZM251 63H250V62ZM73 62V63H72ZM88 62V63H87ZM107 65H106V63ZM113 62V63H112ZM124 62V63H123ZM247 62V63H246ZM33 63V64H32ZM65 63V64H64ZM76 63V65H75ZM79 63V64H78ZM82 63V64H81ZM138 63V64H137ZM178 63V64H177ZM253 63V65L250 64ZM47 64V65H46ZM50 64V66H49ZM52 64V65H51ZM81 64V65H80ZM105 64V65H103ZM137 64V65H136ZM220 64V65H219ZM75 65V66H73ZM103 65V66H102ZM217 65V66H216ZM2 66V68H1ZM5 66V67H4ZM90 66V67H89ZM136 66V67H135ZM140 66V68H139ZM219 66V67H218ZM4 67V68H3ZM56 67H59L57 69H60L62 72V77L59 79V81L57 82L56 86L54 85V88L57 90L54 91L53 88V84L55 82L53 81V77H51V75L54 73V70L56 69ZM70 67V68H69ZM76 67H78L76 69ZM84 67V68H83ZM99 67H101L102 69H100ZM106 67V68H105ZM115 67V68H114ZM134 68V70H136L134 72V70L132 68ZM146 67V68H143ZM222 67V68H221ZM247 67V68H246ZM36 70H35V69ZM76 70H75V69ZM82 68V70H81ZM94 68V69H93ZM111 68V69H110ZM136 68V69H135ZM143 68V69H142ZM218 68V69H217ZM225 68V69H224ZM12 69V71H11ZM34 69V70H33ZM56 69V70H57ZM85 69V71H84ZM90 71H89V70ZM99 69V70H97ZM105 69V70H104ZM132 69V70H131ZM139 69V70H137ZM227 69V70H226ZM5 70V71H4ZM46 70V71H45ZM55 70V71H56ZM75 70V71H73ZM80 70V71H79ZM118 71L119 73H117L116 71ZM220 70V71H219ZM224 70V71H223ZM86 71L88 72V74L91 73H101L104 77H108L111 75H115V74H120L123 77V80L121 81H111L109 80V84L111 86L107 88H102L97 89L95 88L94 90V86H92L90 83L86 82V79L83 76V72L86 73ZM94 71V72H92ZM101 71V72H100ZM144 73H143V72ZM228 71V72H227ZM244 71V73H243ZM16 72V73H15ZM52 72V73H51ZM72 72V73H70ZM75 72V73H74ZM77 72V73H76ZM111 72V73H110ZM139 72V73H138ZM7 73V74H6ZM82 73V75H80ZM110 73V74H109ZM140 74V75H135V74ZM224 73V74H223ZM242 73V74H240ZM249 73V74H248ZM260 73V72H259ZM2 74H4L3 76H1ZM21 74V75H20ZM72 74L76 75L75 79L72 80V78H70V76ZM79 76H78V75ZM144 74V75H143ZM248 74V76H247ZM258 74V72L256 73ZM15 75V76H14ZM70 75V76H68ZM133 75V76H132ZM172 75V76H171ZM176 75V76H175ZM204 78V81L202 79V76ZM205 75V76H204ZM208 75V76H207ZM27 76V77H26ZM136 77L137 78V83L138 85H134L131 84L129 82H127V78L128 77ZM139 76V77H138ZM143 78H142V77ZM145 76V77H144ZM224 76V77H223ZM228 76V77H226ZM242 76V77H240ZM245 78H244V77ZM3 77V78H2ZM15 77V78H14ZM69 79H68V78ZM149 77V76H148ZM176 77V78H175ZM251 77V79H249ZM257 76H255L256 78ZM9 78V79H8ZM78 78V79H77ZM140 78V79H138ZM207 78V80H206ZM233 78V79H232ZM248 78V79H246ZM14 81H12V80ZM52 81H51V80ZM55 79V77H54ZM63 81H62V80ZM74 81V82H72ZM84 79V80H83ZM196 79H200L199 82L196 81ZM213 79V80H212ZM242 80L243 82H245L246 85L242 84L241 86H239L237 89V91L233 90H228L229 88H227L230 83L232 84L233 80ZM245 79V80H243ZM202 80V81H201ZM218 80V81H217ZM234 80V81H235ZM26 81V82H25ZM61 81V82H60ZM71 81V82H69ZM148 81V82H147ZM163 81V82H161ZM194 83H193V82ZM201 81V82H200ZM224 81V82H223ZM68 82V83H67ZM114 82V84H113ZM140 82V83H139ZM174 82V83H173ZM177 82V83H176ZM223 82V83H222ZM227 82V83H226ZM36 83V84H35ZM38 83V84H37ZM117 83V84H116ZM128 83V84H127ZM142 83V84H141ZM44 84V86H42ZM71 84V85H69ZM84 85L85 88L82 87V85ZM150 84V85H149ZM3 85V86H2ZM39 85L40 87V92H42V98L44 100V98L46 97V102L45 100H42V103L44 102L46 104V106H41V99H31L29 97V89H33L35 88V86ZM47 87H46V86ZM59 85V86H58ZM71 86V88L68 87ZM81 85V86H80ZM140 85V86H139ZM157 85V87H156ZM212 85V86H211ZM224 85V86H223ZM253 85L255 87H253ZM34 86V87H32ZM87 86V87H86ZM90 86V87H89ZM114 86V87H113ZM151 86V87H150ZM160 86L158 87V89H160ZM215 86V87H214ZM2 87V88H1ZM4 87V88H3ZM16 87V88H15ZM78 87V88H77ZM121 87H123V89H129L134 93H139L142 94V96H137V97H132V99L130 98L128 101L123 102V99L121 98L120 93L123 90ZM141 87V88H140ZM151 89H150V88ZM220 87V88H219ZM46 88V89H45ZM75 88V89H74ZM79 89V91H77V89ZM87 88V89H86ZM114 88V89H113ZM3 89V90H2ZM25 89V90H24ZM28 89V90H26ZM42 89V91H41ZM74 89V90H73ZM134 89V90H132ZM210 89V90H209ZM47 90V91H46ZM100 90V91H99ZM103 90V91H102ZM114 90V91H113ZM178 90V91H177ZM205 90V91H204ZM207 90V91H206ZM209 90V91H208ZM219 90V91H218ZM28 91V93L26 92ZM49 91V92H48ZM54 91V92H52ZM59 91V93H57ZM73 91V92H72ZM84 91V92H83ZM111 91V92H110ZM221 91V92H220ZM47 92V93H46ZM79 92V93H78ZM105 94H104V93ZM116 92V94H114ZM119 92V93H117ZM145 92V93H143ZM5 93V95H4ZM57 93V94H56ZM83 93V94H82ZM101 93V94H100ZM107 93V94H106ZM211 93V94H209ZM226 94V96H224L223 94ZM233 93V94H232ZM239 93V94H237ZM48 97H47V95ZM50 94V95H49ZM65 94V95H64ZM80 94V95H78ZM228 94L231 96L229 97ZM243 94V95H242ZM27 95V96H26ZM44 95V96H43ZM46 95V96H45ZM67 96L70 100H69V105L68 106H63L62 104L59 105V100L57 99L58 96ZM78 95V96H77ZM114 95V96H113ZM209 95L211 98H209ZM247 97H246V96ZM10 96V97H9ZM13 96V99H12ZM75 99H73L74 97ZM80 96V97H79ZM119 96V97H118ZM149 96V97H148ZM151 96V97H150ZM256 96V97H255ZM90 97V98H89ZM167 100H166V98ZM217 99H216V98ZM236 97V99H235ZM243 97V98H242ZM255 97V98H254ZM144 98V99H143ZM161 98V99H160ZM238 98V99H237ZM253 98V99H252ZM27 99V100H26ZM82 99V101H81ZM117 99V100H116ZM136 99V100H135ZM165 99V100H164ZM210 99V100H209ZM220 99V100H219ZM248 99V101H246ZM5 100V101H4ZM51 100V101H49ZM85 100V101H84ZM121 100V101H120ZM169 100V101H168ZM228 102H227V101ZM55 101V102H54ZM59 103H58V102ZM119 101V102H118ZM209 101V102H208ZM246 101V104L244 103ZM54 102V103H53ZM84 102V103H83ZM93 102V103H91ZM165 102V103H164ZM179 102V101H178ZM182 102V103H181ZM179 103H177V105L179 104L181 107L184 106V108L186 110H188V108H190L184 101H181ZM207 105H206V103ZM223 102V103H222ZM254 102V103H253ZM48 103V104H47ZM73 105H72V104ZM75 103V105H74ZM122 103V104H121ZM130 103V105H129ZM163 103V104H162ZM209 103V104H208ZM53 104V107L51 106ZM127 106H126V105ZM152 104V105H151ZM163 107H161L160 106ZM165 104V106H164ZM172 104V105H171ZM212 104V105H211ZM251 104V105H250ZM257 104V103H256ZM5 105V106H4ZM116 105V106H115ZM125 107H124V106ZM169 105V106H168ZM178 105V106H179ZM200 105H202V107H200ZM30 106V107H29ZM57 106V107H56ZM110 106V107H109ZM129 106V107H128ZM159 106V107H158ZM168 106V107H167ZM221 106V107H220ZM226 106V107H225ZM2 107V108H1ZM39 107V108H38ZM59 107V108H58ZM62 107V108H61ZM72 107V108H71ZM79 107V108H78ZM124 107V109H122ZM128 110H127V108ZM131 107V108H130ZM165 111H163L164 109H166ZM200 107V108H199ZM205 109H202V108ZM209 107V108H208ZM51 110L53 111H50ZM77 108V109H76ZM118 108V109H117ZM156 108V109H155ZM222 108V109H221ZM39 111H38V110ZM60 109V110H59ZM76 109V110H75ZM79 109V110H78ZM121 109V110H120ZM216 109V111H215ZM11 110V111H10ZM57 112H56V111ZM150 110V111H149ZM162 110V112H161ZM70 111V112H69ZM128 111V112H127ZM131 113H130V112ZM152 111V112H151ZM227 111V112H226ZM20 112V113H19ZM55 112V113H54ZM59 112V114H58ZM75 112V113H74ZM79 112V113H77ZM81 112H84L81 114ZM165 112V113H164ZM211 112V113H210ZM7 113V114H6ZM15 114L13 116V114ZM71 113V114H70ZM74 113V114H73ZM130 113L131 115L129 116ZM215 113V114H214ZM219 115H218V114ZM73 114V115H72ZM78 114V116H76ZM127 114V115H126ZM162 114V115H161ZM199 114V115H200ZM6 115L8 117H6ZM58 118H57V116ZM63 115V116H62ZM70 115V117H69ZM72 115V117H71ZM123 115V116H122ZM165 115V116H164ZM223 115V116H222ZM37 116V117H36ZM90 116V117H89ZM134 116V117H133ZM160 116V117H159ZM16 117V118H14ZM31 117V118H30ZM69 117V118H68ZM80 117V118H79ZM93 117V118H92ZM107 117V118H105ZM122 117V118H121ZM126 117H133L131 118V121L133 122H129L130 124H126L128 123V121H126ZM165 117V118H164ZM74 118L73 121H71V119ZM79 118V119H78ZM218 118V119H217ZM89 119H91L89 121ZM164 119V121H163ZM166 119V121H165ZM3 122H2V121ZM28 120V121H27ZM43 120V121H42ZM49 120V121H48ZM63 123H60L62 122ZM66 120V121H65ZM76 120V121H75ZM83 120V121H81ZM94 120V121H93ZM125 120V121H124ZM142 120V121H141ZM152 120V121H151ZM10 121V120H9ZM60 121V122H59ZM77 121L83 122L80 126H83V124L85 125L86 123H91V125L94 127L95 130V135L97 137V140H94L93 138H89V136L86 137V135L84 133H82V130L80 129V127H75V123H77ZM85 121V122H84ZM151 121V123H150ZM163 121V122H162ZM217 121V122H216ZM8 122V121H7ZM26 122V123H25ZM43 122V123H42ZM58 122V123H57ZM65 122V123H64ZM70 122V123H69ZM72 122V123H71ZM104 122V123H103ZM16 123V124H15ZM38 123V124H37ZM58 125H57V124ZM132 123V124H131ZM154 123V124H153ZM156 123V124H155ZM217 123V124H216ZM7 124V123H6ZM15 124V125H14ZM101 124V125H100ZM140 124V125H139ZM163 124V125H162ZM48 125V126H47ZM56 125V126H55ZM145 125V126H143ZM21 126V127H20ZM73 127L69 130V127ZM148 126V127H147ZM154 126V127H153ZM163 126V127H162ZM18 127V128H17ZM57 127V128H56ZM63 127V128H62ZM145 129H144V128ZM164 128L163 130H168V131H164L161 129ZM215 127V126H214ZM82 128V127H81ZM99 128V129H98ZM128 130H127V129ZM22 129V130H21ZM41 129V131H40ZM77 129V130H76ZM80 129V130H79ZM116 129V130H115ZM122 129H123V133H122ZM129 129H131L129 131ZM134 129V130H133ZM137 129V130H135ZM142 129V130H141ZM156 129V130H155ZM36 130V131H35ZM48 132H47V131ZM57 130V131H55ZM79 130V131H78ZM149 130V131H148ZM172 132H171V131ZM218 130V131H217ZM216 130L217 136L220 137L221 141L225 142L226 139L224 137V133L221 132L218 128ZM46 131V132H45ZM52 134H50L51 132ZM68 131V132H66ZM71 131V132H70ZM129 131V132H128ZM135 131V132H134ZM22 132V134L20 133ZM37 132V133H36ZM70 132V133H69ZM74 132V133H73ZM128 132V133H127ZM168 132V133H167ZM45 133V134H44ZM66 133V134H65ZM69 133V134H68ZM77 133V134H76ZM117 133V134H116ZM133 135H132V134ZM223 133V134H221ZM7 134V133H6ZM46 134H48L47 136H52L50 137L51 139H49V137H46ZM85 136H84V135ZM120 134V135H118ZM125 134V135H124ZM130 134V135H129ZM136 134V135H135ZM163 134H166L163 136ZM3 135V138H2ZM20 135V136H19ZM45 135V137H44ZM68 135V136H67ZM73 135V136H72ZM102 135V137H101ZM117 135V136H116ZM154 135V136H153ZM19 136V137H18ZM60 136V137H59ZM84 136V137H81ZM116 136V138H115ZM131 136V137H130ZM162 136V137H161ZM21 137V138H20ZM55 137V138H54ZM59 137V138H58ZM76 137V138H75ZM31 138V139H30ZM58 138V139H57ZM61 138V139H60ZM71 138V139H70ZM75 138V139H74ZM85 142H84V140ZM120 138V139H118ZM142 138V139H141ZM41 139V140H40ZM73 139V140H72ZM89 139H92L89 141ZM117 139V140H116ZM165 139V140H164ZM55 140L54 142H51ZM58 142H57V141ZM78 140V141H77ZM3 141V142H2ZM5 141V142H4ZM43 141V142H42ZM75 141V142H74ZM94 143H93V142ZM99 141V143H98ZM61 142V143H60ZM67 142V143H66ZM77 142V143H76ZM103 144H102V143ZM19 143V145H18ZM59 143V144H58ZM65 143V144H64ZM74 143V144H73ZM93 143V144H92ZM6 146H5V145ZM67 144V146H66ZM76 144V145H75ZM98 144V145H97ZM119 144V145H118ZM162 144V145H161ZM13 145V147H12ZM39 145V146H38ZM41 145V147H40ZM48 145V146H47ZM57 145V148H56ZM72 145V146H71ZM80 145V146H79ZM100 145V146H99ZM106 145V146H105ZM161 145V146H160ZM4 146L6 148H4ZM16 146V147H15ZM83 146V147H82ZM103 146V147H102ZM143 146V147H142ZM15 147V148H14ZM53 147V148H52ZM102 149H101V148ZM161 147V148H160ZM12 148V151H11ZM41 148L40 152L38 151ZM76 148V150H75ZM95 150H94V149ZM156 148V149H155ZM7 149V150H6ZM10 149V150H9ZM52 149V150H50ZM67 149V150H66ZM149 149V148H146ZM46 152H45V151ZM62 150V151H61ZM54 151V152H53ZM106 151V152H105ZM52 152V153H51ZM81 152V153H80ZM84 152V153H83ZM88 154H87V153ZM105 152V153H104ZM84 154V155H81ZM97 154V155H96ZM99 154V155H98ZM117 154V155H116ZM13 155V156H12ZM47 157H45V156ZM88 155V156H87ZM107 155V157H106ZM51 156V157H49ZM98 156V158H97ZM140 156V155H139ZM74 159H73V158ZM85 157V158H84ZM93 157V158H91ZM9 158V159H8ZM43 158V159H42ZM49 161H47V159ZM89 158V159H88ZM96 158V159H94ZM107 158V161H105ZM111 158V159H110ZM140 159H138V161H141V156L139 157ZM21 159V160H20ZM53 159V161L51 160ZM71 159V160H70ZM83 159V161H82ZM88 161H87V160ZM110 159V160H109ZM67 160V161H66ZM74 162H73V161ZM93 160V161H91ZM12 161V162H11ZM14 161V162H13ZM24 161V162H23ZM42 161V163H41ZM45 161V164H43ZM65 161V162H64ZM69 161V162H68ZM82 161V163H81ZM92 163H91V162ZM97 161V162H96ZM102 161V162H101ZM110 161V162H109ZM114 161V162H113ZM10 162V163H9ZM38 162V163H37ZM47 162V163H46ZM67 162V163H66ZM80 162V163H79ZM89 162V163H88ZM99 162V163H98ZM112 162V163H111ZM9 163V166L8 164ZM36 163V165L34 166V164ZM54 163V164H52ZM56 163V165H55ZM66 163V164H65ZM72 163V166L71 164ZM78 163V164H77ZM91 163V164H90ZM103 167H102V165ZM106 163V164H104ZM15 164V165H13ZM18 166H17V165ZM41 166H39V165ZM49 164V165H46ZM60 164V165H59ZM63 164L65 166H63ZM55 165V166H54ZM62 165V167H61ZM67 165V166H66ZM69 165L71 166L69 168ZM96 165V166H95ZM47 166V167H46ZM62 169H60V167ZM78 166H80V168L78 169ZM92 166H94L93 168H91ZM35 167V168H34ZM41 167V168H40ZM58 167V168H56ZM64 167H67L69 169H65ZM108 167V169H107ZM48 168V170H47ZM72 168V169H71ZM86 170H85V169ZM17 169V168H16ZM44 169V170H43ZM57 169V170H56ZM64 169V170H63ZM75 169V170H73ZM21 170V171H20ZM33 170H38L33 171ZM42 172H41V171ZM63 170V171H61ZM77 170V171H76ZM80 170V173L79 171ZM82 170V171H81ZM102 170V171H101ZM49 171V172H48ZM65 171V172H64ZM68 171V172H67ZM24 172H21L24 174ZM38 174H36V173ZM101 172V173H100ZM29 173V174H27ZM49 173V174H48ZM54 173V174H53ZM58 173V174H57ZM65 173V174H64ZM78 175H77V174ZM82 173V174H81ZM100 173V174H99ZM24 174V175H25ZM49 176H48V175ZM53 174V175H51ZM65 176H64V175ZM82 175V178L79 177V175ZM89 174V176L87 175ZM99 174V175H98ZM109 176H108V175ZM254 174V175H253ZM35 175H37L38 177H40L38 179V177L35 178ZM47 175V178L46 176ZM55 175V177L53 178V176ZM74 175V176H72ZM77 175V176H76ZM80 175V176H81ZM85 175V176H84ZM94 175V176H93ZM101 175V176H100ZM52 176V178H51ZM58 176V177H57ZM63 176V177H61ZM70 176V180L68 179ZM96 176V178H95ZM103 176V177H102ZM249 176L251 178V183L255 192V200L257 202V205L259 207V211L257 213V216L255 217L254 220V224H255V228L258 229V233L260 236L259 241L256 242V245L254 247V249L252 250V258L251 260L245 261L244 259L241 261V264H264V240H263V236L264 234L261 236V234L264 232V209L263 205H264V174L260 173L259 171H254V172H250ZM254 176V178H253ZM44 177V179L42 178ZM100 177V179H99ZM34 178V180H33ZM62 178V181H60V179ZM67 178V179H66ZM79 178V179H77ZM85 178V180H86ZM40 181H38V180ZM50 179V180H49ZM57 179V180H56ZM96 179V180H95ZM263 179V180H262ZM35 180H37V187H36V182ZM76 180V181H75ZM262 180V182H261ZM50 181V182H48ZM95 181H97L95 183ZM47 182V183H46ZM56 182V183H55ZM100 182L102 184H100ZM105 182V183H104ZM44 183V184H43ZM52 183V184H51ZM77 183V184H76ZM46 184V185H45ZM104 184V185H103ZM39 185V186H38ZM42 185V186H41ZM73 185V186H71ZM98 188L102 189H97ZM99 186H103V187H99ZM262 186V187H261ZM45 187V188H44ZM49 187L50 190L47 188ZM108 187V188H107ZM38 188L39 193L36 192ZM75 188V189H74ZM46 189V190H45ZM86 189V190H87ZM41 190V191H40ZM47 193L45 194L44 192ZM50 191V192H48ZM85 191V189H84ZM83 191V192H84ZM96 191V192H94ZM98 191V192H97ZM104 191V192H105ZM41 192V193H40ZM94 192V194H93ZM35 193V194H34ZM40 194V196L38 194ZM81 193V191L79 192ZM79 193H75V195H78ZM86 193V192H85ZM85 193L79 194L80 199L83 200V196L85 195ZM109 193V194H108ZM43 194V195H42ZM43 196H46L44 199ZM110 196V197H109ZM41 198V199H40ZM43 199V200H42ZM108 199V200H107ZM45 200V201H44ZM103 203V202H102ZM263 203V204H262ZM45 205V206H43ZM47 206V207H46ZM262 206V208H261ZM38 207V209H37ZM41 207V208H40ZM46 207V209H44ZM134 208V209H133ZM116 209V210H115ZM133 209V210H132ZM47 212H45V211ZM118 210V211H117ZM38 211V212H37ZM44 211V212H43ZM117 211V212H116ZM64 212H68V211H64ZM88 212V211H87ZM115 213V216L114 214ZM120 212V213H118ZM39 213V214H38ZM45 213V215L47 214V216H42ZM107 213V214H106ZM109 213V214H108ZM117 213V214H116ZM36 214H38L36 216ZM41 214V215H40ZM49 214V215H48ZM56 214V213H55ZM120 214V215H119ZM112 218H111V216ZM106 216V217H105ZM38 217V218H37ZM77 221H80L77 222ZM76 217V218H75ZM91 217V218H90ZM117 217V218H116ZM140 217V218H139ZM93 218V219H92ZM45 219V220H44ZM51 221H49V220ZM91 219V220H90ZM116 219V220H115ZM118 219V220H117ZM42 220V221H41ZM106 220V221H105ZM50 223H49V222ZM96 221V222H95ZM113 221V222H112ZM115 222V223H114ZM118 222V223H117ZM52 223V224H51ZM76 224V226L74 227V225ZM79 223V224H78ZM82 223V224H81ZM87 223V224H88ZM47 224V225H46ZM81 224V225H80ZM93 224V225H92ZM261 224V225H260ZM78 225V227H77ZM113 225V226H111ZM49 226V227H48ZM86 226V225H85ZM111 226V227H110ZM54 227V228H53ZM70 227V228H69ZM74 227V228H73ZM114 227V228H112ZM76 228V229H75ZM79 228V229H78ZM112 229V230H111ZM56 230V231H55ZM73 231V232H71ZM81 233H80V232ZM88 231V232H87ZM90 231V232H89ZM111 233H110V232ZM54 232V233H53ZM75 232V233H74ZM77 232V233H76ZM79 233V235H78ZM110 233V234H109ZM60 234V235H59ZM73 234V235H72ZM76 234V236H75ZM82 234L83 237H82ZM86 234V235H85ZM89 235V236H88ZM113 235V237H112ZM74 236V237H73ZM70 240H69V239ZM75 238V239H74ZM78 238V239H77ZM101 238V240H100ZM104 238V237H103ZM58 239V240H57ZM69 242H67V240ZM76 239L79 241V243H77ZM89 239V240H88ZM60 240V241H59ZM92 240V241H91ZM64 241V242H63ZM101 241V242H100ZM105 242V244L103 242ZM56 242V243H57ZM84 242V243H83ZM82 244V245H81ZM86 244V245H85ZM57 245V244H56ZM56 245L53 246L54 250H57L55 247ZM76 245H81V249L80 247H76ZM70 246V247H69ZM85 246V247H84ZM84 247V250H82ZM76 248H78L79 251H74ZM80 251H83L80 253ZM101 254H100V253ZM80 253V255H79ZM84 254V255H83ZM104 254V255H103ZM73 255V256H72ZM74 257V258H73ZM79 257V259H78ZM102 257V259L100 258ZM114 258V257H113ZM75 259V260H74ZM248 259V258H246ZM114 260V261H112ZM103 261V262H102ZM116 261V262H115ZM75 262V263H74ZM80 262V263H79ZM83 263V264H84ZM154 261L148 259L145 263H140V264H153ZM156 264V263H154Z\"/></svg>","mask_w":264,"mask_h":264}]
</instances>
